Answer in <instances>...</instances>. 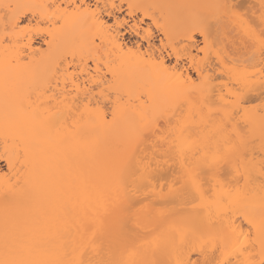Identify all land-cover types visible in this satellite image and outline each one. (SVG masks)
Wrapping results in <instances>:
<instances>
[{"label": "snow or ice", "instance_id": "obj_1", "mask_svg": "<svg viewBox=\"0 0 264 264\" xmlns=\"http://www.w3.org/2000/svg\"><path fill=\"white\" fill-rule=\"evenodd\" d=\"M124 12L0 0V264H264V0Z\"/></svg>", "mask_w": 264, "mask_h": 264}, {"label": "bare ground", "instance_id": "obj_2", "mask_svg": "<svg viewBox=\"0 0 264 264\" xmlns=\"http://www.w3.org/2000/svg\"><path fill=\"white\" fill-rule=\"evenodd\" d=\"M10 2H13L14 3V2H16V0H10ZM35 2H38V3L39 2H48V0H35ZM60 2H62V3H68V2H70V0H60ZM93 2H95V0H93ZM117 2L118 3H122V6L125 9V13L127 14V3L130 2V0H117ZM131 2H134V3H143V4H150V3L155 2V0H131ZM210 2H213V0H210ZM228 2L229 3L235 2V3L241 4L242 6H247L248 4H253V5H256L258 7V5H259V0H228ZM145 20L147 21V18H145ZM148 22H150V21H148ZM147 26H148V24H145V27H147ZM0 27H2V25H0ZM221 32H223V26L221 27ZM124 35H125V37H126V35H131V36L134 37V34L131 33L130 31L129 32H126ZM158 35H159V33H158ZM128 37L125 38L124 42L127 44L128 47H132L133 44L136 43V40L134 41V39H133V41H130V40L127 39ZM156 40H157V38H156ZM157 43H159V39H158V42ZM146 46L147 45H145V47ZM34 48H36V47H34ZM134 73H135V69L134 68H129V69L126 70V75H127V77H128V79H129L130 82L134 78ZM81 84H83V80H81ZM69 99H71V98L69 97ZM0 149H2V151H3L2 145H0ZM158 184H159V182H158ZM158 184H156V185H158ZM156 187L158 188L160 186H156ZM157 188H156V190H158ZM165 192H167V189H165ZM153 194H154L155 198H157V199H159V197L161 196L160 191L157 192V193H153Z\"/></svg>", "mask_w": 264, "mask_h": 264}, {"label": "rangeland", "instance_id": "obj_3", "mask_svg": "<svg viewBox=\"0 0 264 264\" xmlns=\"http://www.w3.org/2000/svg\"><path fill=\"white\" fill-rule=\"evenodd\" d=\"M243 10V9H242ZM126 13L124 12V16H126L125 15ZM122 18H124L123 16H122ZM25 23H27V21H25ZM149 22H148V20L146 21L145 20V23H144V27H145V24H148ZM129 36V37H128ZM126 37H128L127 39L128 40H130V41H133V39H134V41L136 40L133 36H131V35H126ZM130 38V39H129ZM156 38H157V40H156V43L158 42V39H159V35H158V33H156ZM33 46L34 47H36V48H39L40 46H41V44L43 43V41H39V42H37V39L34 37V39H33ZM158 44V43H157ZM69 59H71L70 57H69ZM73 67H75V65H73ZM81 80H83V79H81ZM0 152H2V149H0ZM0 163H2V162H0ZM156 184H158V182L156 183ZM156 186H160L159 184L158 185H156ZM157 188V187H156ZM158 190H159V187L157 188ZM158 190H155V192L154 193H157V192H159ZM157 191V192H156ZM154 195V194H153Z\"/></svg>", "mask_w": 264, "mask_h": 264}]
</instances>
